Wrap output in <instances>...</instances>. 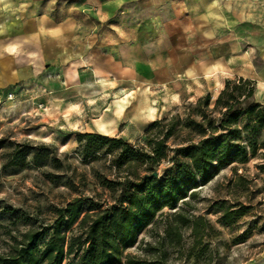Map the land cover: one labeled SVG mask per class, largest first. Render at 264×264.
Here are the masks:
<instances>
[{"label":"crops","instance_id":"1","mask_svg":"<svg viewBox=\"0 0 264 264\" xmlns=\"http://www.w3.org/2000/svg\"><path fill=\"white\" fill-rule=\"evenodd\" d=\"M256 6L251 17L243 0H0V97L37 85L100 91L77 103L66 98L65 120L76 122L73 130L101 132L93 126L102 123L123 136L117 126L130 114L150 122L166 116V100L181 92L186 99L193 90L196 99L208 93L202 84L238 56L236 38L264 47V0ZM237 77L256 81L259 92L264 66L258 79L224 75L223 84Z\"/></svg>","mask_w":264,"mask_h":264},{"label":"trees","instance_id":"2","mask_svg":"<svg viewBox=\"0 0 264 264\" xmlns=\"http://www.w3.org/2000/svg\"><path fill=\"white\" fill-rule=\"evenodd\" d=\"M254 91L252 79L227 78L213 103L206 93L186 104L184 116L171 114L150 121L144 128L143 145L122 137L77 132L78 142L85 140V158L100 146L115 150L111 161L116 178L98 177L99 185L113 193L111 201L72 198L56 209L47 239L41 241L45 230L25 232L17 244L0 253V264H165L169 247L181 245L182 227L190 228L194 246H200L196 257H203L208 247L205 236L214 229L185 207H193L188 199L197 195L196 188L226 167L242 191L254 179L264 180L238 173L240 168L247 170L243 166L253 158L254 166L264 174V103L254 100ZM38 148L49 149L46 145ZM28 154L33 163L43 164L37 152L25 150L18 155L17 148L10 152V164L18 165L17 160L23 162ZM163 161L167 164L159 172ZM222 204L216 212H220L218 221L223 226L251 208L242 202L236 209ZM163 217H172L174 223H163L153 245L138 241L140 234L154 230ZM135 245L145 256L155 253L157 259L148 261L127 251ZM211 254L209 251V259Z\"/></svg>","mask_w":264,"mask_h":264},{"label":"rangeland","instance_id":"3","mask_svg":"<svg viewBox=\"0 0 264 264\" xmlns=\"http://www.w3.org/2000/svg\"><path fill=\"white\" fill-rule=\"evenodd\" d=\"M243 1L248 5L249 15L255 17L258 0ZM252 21L255 20H250ZM236 39L233 53L238 56L233 57L231 65L222 67L223 73L202 84V89L210 94L211 103L215 100L214 95L223 87L224 75L234 77L244 73L258 79L259 70L264 66V47L261 45L258 48V41L251 37L247 41ZM242 51L247 52L241 56ZM45 86L18 87L0 97V253L7 252L12 245L17 244L27 231L45 230L41 241L47 239L56 209L76 196L111 201L113 193L99 185L98 177L102 175L108 179L116 178L117 169L111 161L115 150L108 145L100 146L93 156L85 158L82 154L85 140L78 142L77 132L122 137L137 145H143L144 128L149 123L135 121V116L130 114V121L117 126L119 132H124L123 136L117 135L112 128L105 130L102 123L93 126L101 132L88 131L90 125H85L81 131L73 130L71 128L76 122L65 120L66 115L71 113L69 109H65L66 98L77 103L80 98L84 97L86 100L88 94H98L100 91L84 89L71 94L58 90L59 88L48 89ZM259 86L261 90L258 92L255 81L253 98L264 103V84ZM198 92L199 90L190 92V99H186L185 93L181 92L177 101L171 98L166 100L164 108L169 109L166 116H184L187 111L186 104L194 103V94ZM101 93L106 96L107 92ZM152 98L150 100L154 101L155 98ZM136 100L138 99H134ZM160 101L157 98L156 105ZM170 142L171 140H167V143ZM39 145L48 146V151L38 148ZM14 148H17L18 155L25 150L37 152L43 164L33 163L30 154L23 162L17 160L18 165L10 164V152ZM254 163L255 160L251 158L243 166L247 170L240 168L238 173L264 178V174L257 170ZM166 164L167 161L161 162L158 171ZM232 178L233 172L229 167L222 169L212 181L196 188L197 195L188 199L193 207L185 206L188 211L201 215L214 229L205 236L204 243L208 242V247L204 256L196 257V250L200 246H194L190 228L182 227L181 245L169 247L165 264H264V180L256 178L242 191L236 188ZM223 200L225 204H222ZM238 202L251 205V208L244 215L229 221L227 226H223L218 221L220 212H216L219 205L236 209L240 207ZM182 205L184 206H180ZM174 210L164 208V211ZM164 222L174 223V220L172 217H163L154 230L140 234L138 241L142 239L153 245L156 232L161 230ZM127 251L144 256L148 261L157 259L153 252L145 256V252L138 245ZM209 251L212 252L211 259L208 258Z\"/></svg>","mask_w":264,"mask_h":264},{"label":"bare ground","instance_id":"4","mask_svg":"<svg viewBox=\"0 0 264 264\" xmlns=\"http://www.w3.org/2000/svg\"><path fill=\"white\" fill-rule=\"evenodd\" d=\"M218 92L214 95V99L216 98ZM214 101V100H213ZM126 102V98H120V99H116L115 101V111L117 114H121L123 108H124V104Z\"/></svg>","mask_w":264,"mask_h":264}]
</instances>
